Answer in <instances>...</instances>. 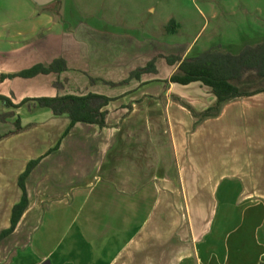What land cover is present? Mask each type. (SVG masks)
<instances>
[{"label":"crops","instance_id":"1","mask_svg":"<svg viewBox=\"0 0 264 264\" xmlns=\"http://www.w3.org/2000/svg\"><path fill=\"white\" fill-rule=\"evenodd\" d=\"M49 5L0 0V78L58 58L69 65V45L82 57L83 40L47 42L62 35ZM163 85L93 88L114 99L107 126L79 123L66 137L67 116L0 102V116L13 114L0 121V237L22 201L21 176L41 159L0 264H264V92L196 124L181 102L205 112L211 88ZM12 91L0 84L1 95Z\"/></svg>","mask_w":264,"mask_h":264},{"label":"rangeland","instance_id":"2","mask_svg":"<svg viewBox=\"0 0 264 264\" xmlns=\"http://www.w3.org/2000/svg\"><path fill=\"white\" fill-rule=\"evenodd\" d=\"M45 10L62 32V39L47 42L56 48L66 34L69 43L83 40L84 54L78 57L74 44L69 45L70 71L60 77L0 82L13 90L15 102L23 97L86 94L104 86L166 87L164 81L179 65H170L166 57L195 58L208 51L239 54L246 46L264 42V0H60ZM150 63L155 73L143 74L141 81L131 79V71ZM262 86L264 79L253 77L243 85L247 90Z\"/></svg>","mask_w":264,"mask_h":264},{"label":"trees","instance_id":"3","mask_svg":"<svg viewBox=\"0 0 264 264\" xmlns=\"http://www.w3.org/2000/svg\"><path fill=\"white\" fill-rule=\"evenodd\" d=\"M171 26H174V21L171 22L169 27L171 28ZM166 59L170 65L179 64L178 71L169 80L165 81L167 84L190 85L192 83H202V85L211 88L212 93L216 97L215 106L202 113L197 112L183 101L181 102L193 113L197 119L196 124L208 118L218 117L223 107L235 99L250 97L264 92L263 86L253 90H247L243 87L248 78H258L259 81L260 79H264V42L246 46L239 54L208 51L195 58L183 59L177 56H169ZM66 71H70L67 61L63 58H58L51 64H39L16 74L2 75L0 82L15 79H34L42 75L60 77ZM155 72L154 63H150L146 68L133 72L131 79H139L143 74ZM112 101L114 99L96 93H67L53 97L26 98L19 104H16L12 96L0 94V102L7 108L18 109L26 104L34 103L41 109L51 110L56 117L67 116L71 123L65 133V137L79 123L98 125L101 128H105L107 126L106 119L108 114L106 108ZM11 116L13 114L1 115L0 121L4 122ZM16 127L17 132L23 130L20 120L16 121ZM5 137L0 136V141ZM59 147L60 144L56 149ZM40 161L41 159L32 161L28 165L26 172L21 176L22 201L14 208L11 228L3 233L0 240L14 232L28 208L29 197L26 180Z\"/></svg>","mask_w":264,"mask_h":264},{"label":"water","instance_id":"4","mask_svg":"<svg viewBox=\"0 0 264 264\" xmlns=\"http://www.w3.org/2000/svg\"><path fill=\"white\" fill-rule=\"evenodd\" d=\"M40 5L42 6H46V5H49V4H52L58 0H36ZM48 264V263H47Z\"/></svg>","mask_w":264,"mask_h":264}]
</instances>
